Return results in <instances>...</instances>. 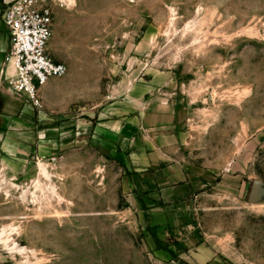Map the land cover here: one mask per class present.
<instances>
[{"label": "rangeland", "instance_id": "rangeland-1", "mask_svg": "<svg viewBox=\"0 0 264 264\" xmlns=\"http://www.w3.org/2000/svg\"><path fill=\"white\" fill-rule=\"evenodd\" d=\"M40 1L69 71L0 139V264H264V0Z\"/></svg>", "mask_w": 264, "mask_h": 264}, {"label": "built area", "instance_id": "built-area-1", "mask_svg": "<svg viewBox=\"0 0 264 264\" xmlns=\"http://www.w3.org/2000/svg\"><path fill=\"white\" fill-rule=\"evenodd\" d=\"M2 18L10 36L6 60L13 70L12 74L7 69L4 72V87L26 103L43 108L42 89L69 71L68 65L49 51L53 11L40 0H15L6 6Z\"/></svg>", "mask_w": 264, "mask_h": 264}, {"label": "crops", "instance_id": "crops-1", "mask_svg": "<svg viewBox=\"0 0 264 264\" xmlns=\"http://www.w3.org/2000/svg\"><path fill=\"white\" fill-rule=\"evenodd\" d=\"M14 1L0 0V139L8 140V145L11 146L10 151H17L20 148L29 146L32 139L37 136V132L43 129L42 126H37L36 112L39 111V108L26 103L21 97L8 95L4 87V72L7 69V73L12 74L13 70L11 63L5 59V55L10 47V36L8 27L2 18V13L6 6ZM46 86L42 89V92ZM114 104L116 103L105 104L97 110H92L94 114H98L99 121L93 126V131L88 137L91 139L92 144L102 148V152H111L112 154L117 153L119 150L118 143L124 137L123 134L125 133L123 113L114 110L118 106ZM60 121L63 123L64 120L60 119ZM86 123H88V120H86ZM80 124H83L81 120L78 121V125ZM62 126L65 125L63 124ZM80 131L78 130V132ZM78 132L76 133L78 134ZM77 134L75 138H80L81 136ZM38 137H40V133ZM160 182L164 186L162 189L164 198L168 202L173 201L174 197L172 196L171 190L176 188L174 184L167 183L164 181V178ZM183 188L185 189V185Z\"/></svg>", "mask_w": 264, "mask_h": 264}, {"label": "bare ground", "instance_id": "bare-ground-1", "mask_svg": "<svg viewBox=\"0 0 264 264\" xmlns=\"http://www.w3.org/2000/svg\"><path fill=\"white\" fill-rule=\"evenodd\" d=\"M40 165H41V167H42V171H43V173H44L45 175L49 176V173H48L46 167H45L42 163H40ZM53 192H54V191H53ZM2 232H3V231L0 230V238H1L2 234H3Z\"/></svg>", "mask_w": 264, "mask_h": 264}, {"label": "water", "instance_id": "water-1", "mask_svg": "<svg viewBox=\"0 0 264 264\" xmlns=\"http://www.w3.org/2000/svg\"><path fill=\"white\" fill-rule=\"evenodd\" d=\"M7 53H8V52H7ZM7 53H6V55H5V59L7 58ZM5 91H6V93H7L8 95L14 96V95L8 93V91H7L6 89H5Z\"/></svg>", "mask_w": 264, "mask_h": 264}]
</instances>
